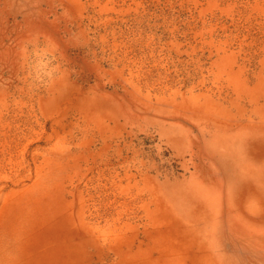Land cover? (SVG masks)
<instances>
[{
  "label": "rangeland",
  "instance_id": "374dc122",
  "mask_svg": "<svg viewBox=\"0 0 264 264\" xmlns=\"http://www.w3.org/2000/svg\"><path fill=\"white\" fill-rule=\"evenodd\" d=\"M0 264H264V0H0Z\"/></svg>",
  "mask_w": 264,
  "mask_h": 264
}]
</instances>
